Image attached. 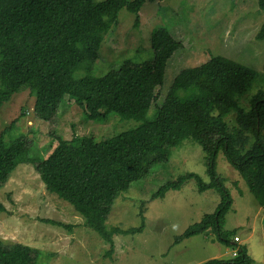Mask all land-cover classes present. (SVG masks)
<instances>
[{"label": "trees", "instance_id": "16d2710c", "mask_svg": "<svg viewBox=\"0 0 264 264\" xmlns=\"http://www.w3.org/2000/svg\"><path fill=\"white\" fill-rule=\"evenodd\" d=\"M145 1L0 0V107L27 90L34 98L32 112L43 122L53 119L67 96L86 120H105L114 113L138 123L100 142L53 135L55 144L45 157L31 155L21 134L8 137V127L0 132V186L19 164L33 165L46 191L70 204L86 227L112 244L113 236L140 233L144 226L141 209L136 227L122 230L106 224L117 196L146 177L154 165L167 161L173 147L191 139L204 154L209 181L184 173L166 181L150 199L178 191L189 180L199 193L213 190L220 198L214 211L176 240L212 231L236 255L203 264H251L246 247L229 239L234 232H223L232 199L216 167L221 154L264 207V88L249 96L247 107L240 106L261 76L225 57L212 56L199 66L180 70L148 118L167 62L181 47L167 29L151 31V60L125 61L102 76L91 74L103 36L115 24L118 11L137 13ZM257 7L264 11V0H257ZM255 38L264 40V24ZM76 72L81 74L75 76ZM4 211L0 202V213ZM36 257L37 251L28 246L0 243V264H35Z\"/></svg>", "mask_w": 264, "mask_h": 264}, {"label": "rangeland", "instance_id": "374dc122", "mask_svg": "<svg viewBox=\"0 0 264 264\" xmlns=\"http://www.w3.org/2000/svg\"><path fill=\"white\" fill-rule=\"evenodd\" d=\"M263 24L264 11L258 9L257 0H146L137 13L124 8L118 11L115 24L103 36L91 74L102 76L125 61L151 60L150 33L163 28L181 47L167 62L164 83L157 89L158 98L147 111L148 118L180 70L199 66L212 56L259 73L261 78L240 101L241 107H247L249 96L264 88V40L255 38ZM33 104L34 98L25 90L0 107V132L10 127L8 137L21 134L31 155L45 157L55 144L53 135L64 140L86 136L100 142L138 125L114 113L105 120H86L82 109L67 96L53 119L43 122L34 116ZM216 172L232 199L223 232H234L229 239L246 247L251 264H264V207L255 202L221 154ZM184 173L209 181L204 154L191 139L173 147L167 161L154 165L146 177L117 196L106 224L122 230L136 227L141 209L144 226L140 233L113 236L110 244L86 227L70 204L46 191L33 165L19 164L0 186L5 208L0 213V243L36 250L35 264H203L232 258V248L224 246L212 231L176 240L187 227L214 211L220 198L213 190L199 193L189 180L178 191L150 199L166 181Z\"/></svg>", "mask_w": 264, "mask_h": 264}, {"label": "built area", "instance_id": "2783aa9c", "mask_svg": "<svg viewBox=\"0 0 264 264\" xmlns=\"http://www.w3.org/2000/svg\"><path fill=\"white\" fill-rule=\"evenodd\" d=\"M231 255H232V257H234L236 254H235V252H232Z\"/></svg>", "mask_w": 264, "mask_h": 264}]
</instances>
